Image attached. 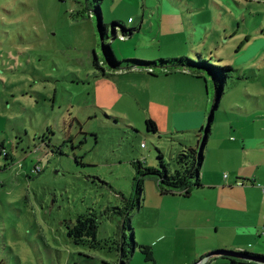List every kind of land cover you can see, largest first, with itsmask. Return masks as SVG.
Returning <instances> with one entry per match:
<instances>
[{
  "label": "rangeland",
  "instance_id": "rangeland-1",
  "mask_svg": "<svg viewBox=\"0 0 264 264\" xmlns=\"http://www.w3.org/2000/svg\"><path fill=\"white\" fill-rule=\"evenodd\" d=\"M98 4L117 61L201 53L215 65L246 62L229 75L219 103L220 76L216 82L206 68L195 87L163 77L175 68H112L102 60ZM114 22L139 28L120 38L124 30ZM95 52L103 70L94 65ZM216 104L215 127L238 115L262 139L264 0H0V144L9 154H0V264H120L122 246L113 240L124 233L128 264L201 260L193 232H176L182 216L176 222L161 213L155 177L145 179L146 204L135 206L133 230L122 229L113 210L135 195V162L160 168L163 152L175 165L178 142L149 131L146 120L196 145L201 125L183 116L206 109L204 134ZM87 212L100 216L97 236L110 239L103 247L76 244L67 234ZM263 228L254 253L264 254ZM133 238L153 246V260Z\"/></svg>",
  "mask_w": 264,
  "mask_h": 264
},
{
  "label": "crops",
  "instance_id": "crops-1",
  "mask_svg": "<svg viewBox=\"0 0 264 264\" xmlns=\"http://www.w3.org/2000/svg\"><path fill=\"white\" fill-rule=\"evenodd\" d=\"M134 21L135 19L132 20ZM245 62L238 63L237 68H241ZM174 72L176 71L165 72L163 77H172L166 79L179 82L180 85L182 81L187 82L188 87H195L201 80L186 69H177L178 73H182L169 76ZM107 77L113 80L110 76L104 78ZM100 80L102 81L101 78ZM113 89L116 91L114 86ZM209 92L207 86L206 94ZM205 110L189 112L183 119L189 124L196 121L197 126H203L207 116ZM240 123L242 121L236 115V119L229 121L228 125H213L204 150L201 185L195 187L189 195L162 194L156 180L159 187L158 199L164 200L161 201L163 204H158L159 209L165 208L161 213L172 216L176 222L182 216L176 232H193L190 239L197 243L199 250H195L198 258L215 249L252 252L257 249V243L261 239L264 225V136L262 135V139L255 137L254 130L249 125ZM258 129L255 132L262 134L263 128L261 132ZM169 132L172 131H159L158 134ZM142 202L144 207V198ZM162 236L166 238L165 234Z\"/></svg>",
  "mask_w": 264,
  "mask_h": 264
},
{
  "label": "trees",
  "instance_id": "trees-1",
  "mask_svg": "<svg viewBox=\"0 0 264 264\" xmlns=\"http://www.w3.org/2000/svg\"><path fill=\"white\" fill-rule=\"evenodd\" d=\"M96 12L99 15L101 12L100 5L98 4L96 7ZM121 26L123 31V35H131L135 28H126L124 25L114 22V26ZM107 29L108 24H105L103 22L100 23L99 31L102 38V47H103V55L105 60L110 64V67L115 68L118 66L119 68H122L124 64H127L129 62L135 63L137 66H161L168 67V68H175L171 69L176 71L177 69H186L188 72L193 74L194 76L201 77L203 76L201 72H199V69L206 68L209 70L211 74H213L216 82H217V74L220 76V83H217V95H222L224 93L225 85L227 82V79L229 75L235 71L238 70V68L234 67L233 65L228 64L224 66L215 65L212 64V60L210 59H202L201 53L199 55L198 59H192L188 56H180L178 58H160L155 61H148V60H142V59H132L130 60H124L123 62L117 61L116 55L114 54V51L111 47L110 43H106L105 39L107 37ZM114 37H117L114 35ZM124 38V37H121ZM97 53L94 54V65L97 68L102 69L101 61H102ZM135 66V65H134ZM203 66V67H202ZM117 67V68H118ZM103 70V69H102ZM230 72V73H229ZM104 76H107L108 73L106 71L103 73ZM207 83V82H206ZM222 99V97H221ZM218 107V104L215 105L213 112L215 113V109ZM214 115L210 116L209 119V128L208 133L206 136V139L203 141V146L201 147L202 137L204 134H202V131L204 130V127L201 126L196 131H198V137L195 138V144H189L187 143V138H183V136L178 135V131L175 132H169L165 133V136H171V138L178 142L179 150L178 153L174 159L175 165L174 167L171 166L169 162L165 160V155L163 152H160V168L155 167H146L142 161L135 162V166L137 168V174L135 176V195L125 198L126 204L124 206L120 207H114V212L120 214L123 217L122 221V229L126 230L127 228H130L133 230L132 222H131V216L133 214L135 206L139 209L142 205V198L144 195V182L146 177L153 176L156 178V180L159 183L160 190L162 194H174V193H181L183 195H189L192 190L201 185V168L204 161V150L207 145L209 136L212 132V127L214 125ZM146 125L149 131H153L155 133H159V128L157 122L152 119L148 118L146 120ZM191 141V140H190ZM5 147L3 144H0V154H5ZM53 152V151H52ZM55 152V151H54ZM6 157L9 156V154H5ZM43 170V169H42ZM41 169L39 171H42ZM111 209L109 206L108 211ZM102 212L103 214L108 213ZM100 224V216L97 212H87V213H81L78 214L76 221L73 224H69L68 226V232L67 234L69 237L76 243V244H87L89 243L92 246H99L103 247L105 244L108 243L110 239L102 240L98 238V228ZM124 236V237H123ZM126 233L122 235L120 240H113L117 242L120 246L118 249H122L121 252V263L120 264H128L129 261V253L126 249L127 241L125 240ZM123 239V240H122ZM133 247H139L141 251L145 254L147 260H153L154 259V250L153 246L149 244H143L139 243L133 238ZM240 253L255 258L258 261H252L249 259H245L243 257H236V256H230V255H218L215 256V258H210L206 264H210V262H215L218 258H225L226 261L222 262H215L214 264H263L260 263V261H264V254L254 253L251 251H244L240 250ZM207 253L202 255L201 259L206 256ZM212 260V261H211ZM198 262V261H197ZM196 262V263H197Z\"/></svg>",
  "mask_w": 264,
  "mask_h": 264
},
{
  "label": "water",
  "instance_id": "water-1",
  "mask_svg": "<svg viewBox=\"0 0 264 264\" xmlns=\"http://www.w3.org/2000/svg\"><path fill=\"white\" fill-rule=\"evenodd\" d=\"M98 16H99V23H101L103 21L102 20V13L100 12V14ZM221 97H222V95H220V96L217 95V103L220 102ZM214 114L215 113L212 112L211 115H214ZM208 128H209V122H208V124H207V126L205 128L204 135L202 137L201 147L203 146V141L206 139V136H207V133H208ZM218 255H230V256H236V257H243L245 259H249V260H252V261H258L255 258H251V257H248V256H245V255L241 254L240 251H237V250L218 249V250H215V251H212V252L207 253L206 256H204L196 264H206V262H208V260L210 258H212L213 256H218ZM260 263H263L264 264V261H260Z\"/></svg>",
  "mask_w": 264,
  "mask_h": 264
},
{
  "label": "built area",
  "instance_id": "built-area-1",
  "mask_svg": "<svg viewBox=\"0 0 264 264\" xmlns=\"http://www.w3.org/2000/svg\"><path fill=\"white\" fill-rule=\"evenodd\" d=\"M130 21H132V19L130 18ZM263 236H264V228H263Z\"/></svg>",
  "mask_w": 264,
  "mask_h": 264
},
{
  "label": "clouds",
  "instance_id": "clouds-1",
  "mask_svg": "<svg viewBox=\"0 0 264 264\" xmlns=\"http://www.w3.org/2000/svg\"><path fill=\"white\" fill-rule=\"evenodd\" d=\"M237 251H240V250H237Z\"/></svg>",
  "mask_w": 264,
  "mask_h": 264
}]
</instances>
